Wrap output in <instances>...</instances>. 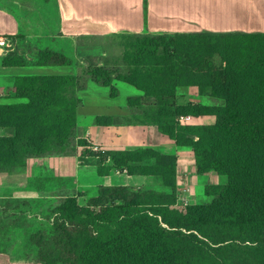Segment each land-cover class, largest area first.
Masks as SVG:
<instances>
[{
  "label": "trees",
  "instance_id": "16d2710c",
  "mask_svg": "<svg viewBox=\"0 0 264 264\" xmlns=\"http://www.w3.org/2000/svg\"><path fill=\"white\" fill-rule=\"evenodd\" d=\"M117 37L127 71L89 65L84 74L110 88L111 97L118 94L115 80L141 91V97L128 99L129 107L140 111L134 117L157 127L176 146L190 149L199 176L215 173L227 182L206 188L209 202L180 205L177 156L152 148L94 152L85 140H77L80 76L17 77L12 96L3 97L0 90V173L24 168L32 157L68 155L79 146L86 149L85 156L98 159L99 175L126 171L158 183L99 185L66 197L45 215V224L28 223L33 230L28 245L34 251L26 253L36 259L25 260L264 264V33ZM19 39L16 50L2 58L4 67L75 65L60 50L38 47L43 37ZM191 87L217 103L179 104V89ZM188 115L213 116L215 122H178ZM105 121L110 118L96 119ZM1 214L6 226L9 219L6 212ZM24 220L18 216L10 222L26 228Z\"/></svg>",
  "mask_w": 264,
  "mask_h": 264
},
{
  "label": "crops",
  "instance_id": "0c3cea01",
  "mask_svg": "<svg viewBox=\"0 0 264 264\" xmlns=\"http://www.w3.org/2000/svg\"><path fill=\"white\" fill-rule=\"evenodd\" d=\"M11 2L14 3L10 5L6 1H0L1 96H12V87L17 77L75 76L74 66L4 67L2 65V58L16 50L19 38L24 37L27 41L32 32L29 21L23 19V16L27 18L26 13L21 16L18 11L20 8L13 7L17 1ZM53 2L57 13L56 34L70 38L72 36H118L125 33H264V0H53ZM26 56L28 59L31 58L30 54L26 53ZM81 85L83 86L77 91V96L82 101V106L77 112L79 116L77 140L87 139L93 146H99L107 152L152 148L177 156V185L180 202L181 199L186 198L188 204L190 203L191 188L190 192L185 194L182 189L190 186L191 180L195 177L204 181L211 175H215L220 177L221 182L223 181L224 176L215 173L199 176L193 152L188 148L176 146L174 142L163 136L157 127L143 123L127 125L120 122L124 118L140 121L139 118L134 117L140 111L130 108L128 99L141 97L143 95L141 91L123 81L115 80L114 86L118 94L116 97H111L110 88L101 86L91 79L87 80L86 86L81 79ZM190 93L196 98L202 97L197 88H181L178 91V103L184 105L190 102H203L199 99L181 101L180 96L184 97ZM97 118H110V121L100 124L97 122L95 124L93 120L91 123H81L87 122L84 121L86 119L96 121ZM207 118L211 121L208 124L215 122V117L203 116L195 118L193 124L207 125L201 124V120ZM78 154L72 157L68 155L32 157L27 160L24 168L0 173L1 218H3L1 213L6 212L5 216L12 220L23 216V220L38 226L45 224L47 221L45 215L52 207L58 205L61 199L77 194L82 189H94L99 185L146 186L150 180L147 177L130 176L127 172L117 174L116 171L100 176L95 171L88 176L79 165ZM45 166L52 172L57 169L63 175L59 174L47 179L42 172L46 169ZM70 167H74V176H67L65 173ZM71 179L73 182L67 183ZM50 181L53 182L52 187L48 186ZM21 224H13L10 220L6 222L8 237L11 238L7 240L11 246L6 251L0 250V264H42L37 261L15 260L11 255L34 251L28 245L32 227L28 226V222L26 228Z\"/></svg>",
  "mask_w": 264,
  "mask_h": 264
},
{
  "label": "rangeland",
  "instance_id": "374dc122",
  "mask_svg": "<svg viewBox=\"0 0 264 264\" xmlns=\"http://www.w3.org/2000/svg\"><path fill=\"white\" fill-rule=\"evenodd\" d=\"M17 1V3L13 4L14 6L19 7L20 9V15L23 16L26 13L27 18L23 16V19L26 21H29L30 27L32 28L31 36L28 38L29 40L35 41L39 38L43 37L45 39L43 44L38 43L39 46H49L53 49L60 50L67 54L69 57H71L75 65V75L80 76L83 80L84 86H86L87 80H90L87 75L84 74L85 68H87L89 65H98V64H104L109 69L117 70L120 73H125L127 71L125 62L123 60L124 55V48L122 46V41L117 36H72L65 37V36H57V27H56V21H57V13L55 11V4L53 0L45 1V0H13ZM23 8V10H21ZM25 22V21H24ZM34 35V36H32ZM33 44H36L32 42ZM4 48V47H3ZM83 86L80 84V87ZM186 93V92H185ZM181 101H189V100H196L199 99L204 104H216L217 101L214 98L208 97L207 95H202V97L194 96V94L190 93L187 96H180ZM82 106H79V108ZM78 108V110H79ZM96 124V121L94 119H86L84 121L87 122H80L81 123H91V121ZM79 121V116H78ZM121 123H126L127 125H139L140 121H135L133 118L127 119L124 118L123 120H120ZM211 121L207 118L204 120H201V124H208ZM80 123V124H81ZM194 123V122H193ZM79 125V124H78ZM78 128L76 129V135H77ZM83 140V139H82ZM87 144L89 145L88 150L94 151V152H106L99 146H93L89 140L85 139ZM97 148V149H95ZM86 149H83L81 147H77L73 149L68 156H76L78 153V161L79 165L84 172H86V175H90V173H94L95 171L99 175V162L96 157L91 156H85L84 151ZM46 157V156H43ZM41 157V158H43ZM45 170H42V172L45 173V177L47 179L54 178L56 175H63L59 170H55L52 172L50 168H47L45 166ZM19 170V168L14 169ZM67 176H74V167H70V169H67V172H65ZM54 174V175H53ZM100 176V175H99ZM220 177H216L215 175H211L209 178H207L204 181H200L199 178L195 177L194 180H191L190 186H185L183 190V194L187 193L190 188V196H191V202L192 201H198V202H209L211 198L206 197L205 190L207 187L211 186H217V185H225L227 182L226 177L221 182L219 180ZM70 181L73 182V180H68L67 183ZM65 183V181H63ZM157 181L155 180H148L146 186H157ZM53 182L50 181L48 183V186L52 187ZM180 194V193H179ZM182 194V193H181ZM62 200V199H61ZM180 205H186V204H180ZM188 205V204H187ZM7 218V217H6ZM17 218V217H16ZM15 218V219H16ZM9 220H12L11 218H7ZM3 218L0 216V245L3 247L0 249H7L11 246L9 241L7 239H11L8 237V231L6 230V226H3L2 221ZM31 221V220H30ZM28 223H31L28 221ZM5 227V228H4ZM1 247V246H0ZM15 260H25L27 258H34L36 259V254H11Z\"/></svg>",
  "mask_w": 264,
  "mask_h": 264
},
{
  "label": "built area",
  "instance_id": "2783aa9c",
  "mask_svg": "<svg viewBox=\"0 0 264 264\" xmlns=\"http://www.w3.org/2000/svg\"><path fill=\"white\" fill-rule=\"evenodd\" d=\"M194 120H195V118L192 117V116H190V115H188V116H181V117L178 118V122L180 124H192ZM95 149H97V148H95ZM116 172H117V174L123 173L121 171H116ZM187 192H189V190ZM180 203L187 205L188 204V201L186 200V198H184V199H181V202Z\"/></svg>",
  "mask_w": 264,
  "mask_h": 264
}]
</instances>
